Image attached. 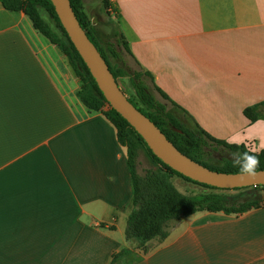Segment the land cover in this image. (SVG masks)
<instances>
[{
  "label": "crops",
  "instance_id": "crops-1",
  "mask_svg": "<svg viewBox=\"0 0 264 264\" xmlns=\"http://www.w3.org/2000/svg\"><path fill=\"white\" fill-rule=\"evenodd\" d=\"M108 2L96 16L172 101L211 136L264 151V107L244 114L264 102V0ZM79 88L59 46L0 2V264H109L132 246L126 147L106 105L87 108ZM164 228L114 264H264V195Z\"/></svg>",
  "mask_w": 264,
  "mask_h": 264
},
{
  "label": "trees",
  "instance_id": "trees-1",
  "mask_svg": "<svg viewBox=\"0 0 264 264\" xmlns=\"http://www.w3.org/2000/svg\"><path fill=\"white\" fill-rule=\"evenodd\" d=\"M69 1L80 25L101 53L116 81L118 78H127L139 103L127 96L128 99L158 126L179 151L212 170L228 173L238 172V169L233 166L231 156L214 159L212 152L223 151L230 155L232 152H247L258 155L260 159L258 169H264V151L255 153L246 149L244 145L230 144L211 136L185 109L172 101L156 85L152 74L136 61L117 24L112 25L113 31L110 37L103 46H99L89 29L90 20L81 0ZM101 1L104 6H109L108 0ZM0 2L6 9L23 10L35 28L59 46L80 80L78 95L81 101L91 110H100L103 106H107L104 113L117 129L118 142L126 147L131 179V203L124 237L126 241L131 242L132 246L123 247L114 252L109 264H114L118 259L130 254L133 249L144 246L155 236H166L167 231L164 227L169 220H178L199 210L239 214L256 204L254 200L240 201L239 197L244 194L240 190L247 188L264 190V185L232 189L213 187L182 175L156 157L141 135L106 101L85 62L62 27L50 0H0ZM261 107H264V102L245 108L244 114L250 120H254L262 116ZM143 151L149 158L150 166L141 174L138 171V158ZM173 176L181 177L207 189L240 192L232 196L214 191L187 194L174 185L171 180Z\"/></svg>",
  "mask_w": 264,
  "mask_h": 264
},
{
  "label": "water",
  "instance_id": "water-1",
  "mask_svg": "<svg viewBox=\"0 0 264 264\" xmlns=\"http://www.w3.org/2000/svg\"><path fill=\"white\" fill-rule=\"evenodd\" d=\"M62 27L85 62L106 101L146 142L153 154L182 175L213 187L232 189L264 185V169L254 178L212 170L179 151L158 126L128 99L101 53L80 25L69 0H50ZM175 130L179 131V129Z\"/></svg>",
  "mask_w": 264,
  "mask_h": 264
},
{
  "label": "rangeland",
  "instance_id": "rangeland-1",
  "mask_svg": "<svg viewBox=\"0 0 264 264\" xmlns=\"http://www.w3.org/2000/svg\"><path fill=\"white\" fill-rule=\"evenodd\" d=\"M81 2H82L84 10L86 7L87 12H86V10H85V12L87 13L88 18L90 20L89 29H90L95 41L97 42V44L99 46H103L105 41L110 37V35L113 31L112 25L110 27H108L106 25L107 21H105V19L103 20V18L96 16V13H97L96 0H83V1L81 0ZM96 18H98V20ZM113 26H114V24H113ZM117 81H118L120 88L125 92L126 96H128L129 98H131L134 101L139 103L138 98L136 97L134 91L130 87L127 78H118ZM103 110L106 111L107 106H105ZM263 112H264V110H263ZM212 153H213L214 159H219L221 156H223V157H230L231 156L230 154L223 152V151H213ZM138 160H139L138 171H139V173L142 174L144 172V169H146L150 166V161H149V158L144 151L140 152ZM173 178L175 179V180H172L174 185L181 192L187 193V194H197L200 192L214 191V192H219V193H225L227 195L232 196V195H236L240 191H243V193H244L243 196L239 197L240 201H251V200L257 201V200H261L262 196L264 195V190L261 188H247L245 190H240V191H238V190L207 189V188L199 186V185H197L191 181H187V180H185L181 177H178V176H173ZM176 180L183 181L186 186L183 187L182 185L177 183Z\"/></svg>",
  "mask_w": 264,
  "mask_h": 264
},
{
  "label": "clouds",
  "instance_id": "clouds-1",
  "mask_svg": "<svg viewBox=\"0 0 264 264\" xmlns=\"http://www.w3.org/2000/svg\"><path fill=\"white\" fill-rule=\"evenodd\" d=\"M233 166L238 169V173L248 178H254L260 167V159L256 154L247 152H232L231 153Z\"/></svg>",
  "mask_w": 264,
  "mask_h": 264
}]
</instances>
